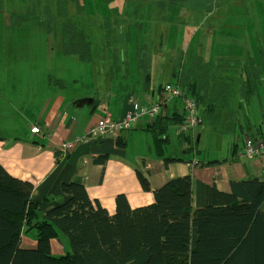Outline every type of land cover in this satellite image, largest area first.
I'll return each instance as SVG.
<instances>
[{"label":"trees","instance_id":"1","mask_svg":"<svg viewBox=\"0 0 264 264\" xmlns=\"http://www.w3.org/2000/svg\"><path fill=\"white\" fill-rule=\"evenodd\" d=\"M133 1L120 0L109 8L112 23L96 25L102 30L100 42L96 44L88 40L84 30L95 26L93 19L97 15L90 14L78 0L70 1L71 10L67 0H31L24 12L9 16V23L2 19L6 12L5 0H0V30L5 27L7 35L16 36L17 30L23 28L15 26L34 19L40 11H47L46 6H54L55 15L61 20L60 30L48 42L59 54L75 55L81 61L90 62L102 53L108 75L112 72L121 75L122 70L127 72L129 58H135V68L145 74V82L151 80V62H157L158 55L163 61L161 70L164 69L169 35L174 33L178 41L170 46L173 64L169 65L168 75L175 83L169 84L172 88L178 87L184 98L193 99L199 121L191 128L185 123L183 110L177 113L162 107L154 119L142 117L149 120L145 130L152 138L151 149L146 153L151 152L164 167L192 163L201 169L232 163L240 158L239 154L243 157L247 141L264 145V138L260 137L261 125H257L254 116L240 115L243 106L257 92L260 78H264L263 53L259 54L260 61L251 62L245 71L235 64L233 77L223 81L224 75L216 77L222 62L206 63L198 55L190 57L191 53L188 55L187 51H175L184 27L177 29L165 21L164 33L159 26L158 48L147 50L142 32L154 28L149 30L144 22L126 24L129 14L120 15L117 11L118 6L124 5L126 13ZM136 1L149 3L148 0ZM174 2L178 1L168 3L170 10L177 4ZM209 2L207 0L206 4ZM84 14L85 17L81 18L80 15ZM102 20L110 21V18L102 17ZM147 38L153 40L155 36ZM121 55L124 58L120 59ZM241 73L244 80L240 79ZM238 82L241 96L237 94ZM149 88L150 84L143 92ZM159 89L167 93L165 87L162 89L159 85ZM236 96L240 99L236 109L231 110V99ZM217 110H226L229 121L220 133H216L221 128L220 115L215 113ZM206 125L213 126L214 130L210 132L218 135L220 140L227 137L228 142L231 138L227 158L197 159L200 154L198 146L208 140H201L203 132L194 136V129ZM171 126H175L174 141L168 136ZM185 126L187 128L183 129ZM98 141L101 140L97 138L93 143ZM170 145H176L180 153L165 156ZM115 146L124 151L126 143L120 142L118 137ZM185 153L192 156L186 159ZM262 154L264 152L257 155ZM55 156L59 158L57 151ZM67 160L57 163L59 167L45 182L47 194L36 201L30 198L31 185L11 177L0 165V264H264V179L254 176L231 181L230 192H221L215 185L197 181L188 173L153 190L149 172L137 169L135 174L139 185L144 192L153 194V203L132 209L125 194H118L115 211L110 215L98 200L89 198L81 183L69 179ZM93 161L103 165L106 157L99 156ZM27 233L34 234L36 247L33 249L21 247V234ZM54 239L63 245L64 254H52L50 242Z\"/></svg>","mask_w":264,"mask_h":264},{"label":"crops","instance_id":"2","mask_svg":"<svg viewBox=\"0 0 264 264\" xmlns=\"http://www.w3.org/2000/svg\"><path fill=\"white\" fill-rule=\"evenodd\" d=\"M23 32L17 30L16 36ZM52 47H46L45 52L51 51ZM59 54L56 52L55 57ZM48 55H51L48 53ZM63 56V55H62ZM103 54L92 60L100 63L96 75L97 79H84L81 87L85 93L81 96H69L66 93L67 86L62 92L54 85L46 86L49 90L50 101H34L33 95L40 93V90L30 86L27 81L28 99L23 101L24 109L31 103L36 112V122L33 126L40 129L39 133H31L30 129L24 138L18 135L19 127L13 123L0 127V165L13 178L28 182L31 185V199L45 197V182H48L51 173L59 167L57 163H63L68 158V177L81 183L90 199H96L110 215L115 211V197L118 194H125L132 209L144 207L153 203V194L144 192L139 185L135 170L149 172V180L152 189L163 186L168 180L190 173L193 178L207 185H215L221 192H230L231 181L242 180L248 177H259L264 179V154L256 155L251 160L244 159L238 155L236 161L220 166L206 168H195L192 163H175L163 166L162 161L152 156L150 151L152 138L145 130L148 119L139 118L131 129L119 133L120 142H125V150L119 151L115 146L116 139L109 136L100 137L101 141L93 143V140H85L77 144L71 151L65 152L61 146L64 143L73 144L86 137L89 129L102 119L120 121L126 110L134 102L142 105H159L164 110L180 113L183 110L178 107V102L173 101L169 95L165 96L159 89L166 84L168 75V54L167 64L161 70L162 60L157 56V62H151L150 78L145 82V74L136 70V59L129 58L128 71L120 75V72L107 74L105 63L102 60ZM124 58L123 55L120 59ZM155 59V58H154ZM90 61V62H92ZM125 62V59L122 61ZM168 68V69H167ZM108 70V69H107ZM165 75V76H164ZM156 78V80H155ZM164 80V81H163ZM58 80L55 84L58 85ZM25 79L22 78L17 84L19 87L12 88V91H20ZM76 83V82H75ZM150 84L145 93L143 90ZM21 85V86H20ZM129 85V88H128ZM24 93H25V87ZM62 88V86L60 87ZM57 90V91H56ZM10 88L0 79V115L6 112L14 101L9 95ZM33 91V94L30 92ZM142 93V95H141ZM42 97V96H41ZM16 113L24 119L21 103ZM3 107V108H2ZM77 112H73V110ZM22 112V113H21ZM1 119V118H0ZM144 137L143 148H135L138 138ZM117 137V138H118ZM59 158L55 156V152ZM147 154V155H146ZM145 155V156H144ZM99 156H105V164L95 163L93 160ZM133 157V160L129 158ZM236 159V157L234 158ZM45 188V189H44ZM51 252L58 256L64 254L65 248L59 240L50 242ZM21 247L33 249L36 247L34 234H21Z\"/></svg>","mask_w":264,"mask_h":264},{"label":"rangeland","instance_id":"3","mask_svg":"<svg viewBox=\"0 0 264 264\" xmlns=\"http://www.w3.org/2000/svg\"><path fill=\"white\" fill-rule=\"evenodd\" d=\"M70 1L67 0L69 10L72 9ZM78 1L90 14L97 15L93 19L96 22L95 26H90L89 29L86 28L84 30L87 33L88 40L92 44H96L100 42L102 36V30L96 28V25L112 23L109 8L115 6L120 0ZM148 1L149 3H143L134 0L126 13H124V5L118 6L119 10L117 9V11L120 15L125 14L127 16L129 14L126 24L144 22L150 27L149 30L154 28L149 32L145 30L142 32L143 43L149 51L158 48L160 43L159 26L161 27V33H164V23L166 21L177 29L184 27V32L180 42L176 44L175 51H187L188 55L191 53L190 57L198 55L206 63L222 62L221 70L216 73V77L224 75L222 77L223 81L226 78L233 77L232 67L235 64H238V67L245 71V68L249 67L251 62L260 61V52L264 55V0H208L210 1L208 5L206 4L207 0H176L178 2H174L177 4L174 5L172 10L169 9L168 3L173 0ZM27 3H31V0H5L4 8L6 12L3 11L2 19L5 18L9 23V16L13 13L24 12ZM193 3L197 5L194 6L192 5ZM46 7L47 11H40L38 15H35L34 19L22 22L14 27L23 28L24 34L21 38L7 35L5 27H3L4 30H0V79L5 83L6 87L10 88L9 95L11 94V98L14 99L12 101L14 103L13 106H10L8 110L5 109L6 112L2 111L0 127L3 125L7 126V122L9 125L14 123L16 127H19L18 135L21 138L25 137L30 128L31 133H35L34 128H36V126L32 127V125L36 122L37 109L34 108L32 103L24 109L23 104V101L28 99V80L31 82L30 86L40 90V93L33 95V100L47 103L50 101L49 92L51 91L44 89L46 86L54 85L59 92H62L67 86L66 93L69 96H72L73 92L74 95L81 96L85 93L81 87V82L88 78L96 80V72L98 67H100V63H96V61H81L75 55L62 56L58 54L55 57L54 55L57 52L55 47H52L51 51L45 52L46 47L52 46L48 40L54 39V34L60 30L61 22L54 13V6ZM80 17L84 18L85 14L80 15ZM102 17L110 18V21H104ZM118 19H121V17ZM70 21L68 19V22ZM24 31L29 33V35H25ZM149 35H154L155 39H148L147 36ZM177 41L176 35L171 33L167 46L169 65L173 64L170 61L173 54L170 46ZM48 53L51 55H48ZM247 60H250V63ZM165 65H168L167 62H165ZM178 70L180 69L178 68ZM214 76L212 74V77ZM22 78L25 79L26 83L22 86L20 85L22 87L21 90L12 91V88L19 87L17 83ZM240 79H245L242 73ZM58 80L60 82L57 85L55 82ZM167 81L175 83L170 78V75H168ZM61 86L62 88H60ZM236 86L237 94L241 96L240 83L238 82ZM23 87H25L26 94H23ZM175 88L179 90L178 87ZM257 88L258 90L254 93L250 102L241 109L240 115L248 117L253 115L257 125H261L262 128L260 137L264 138V78H260ZM30 93L33 94V91ZM163 93L166 96L167 93ZM239 99V96L233 97L231 99L233 105L229 109L235 110ZM173 101H177L178 107L181 109V99L174 98ZM19 102L23 107L24 119L16 113V109L20 108V105L17 104ZM139 105L143 106L142 104ZM73 112L76 113L77 111L74 109ZM215 113L220 115L219 126L221 128L216 132L220 133L224 127L228 126L229 121L225 116L226 110H217ZM174 129L175 126H171L168 131V136L172 141L175 140ZM212 130H214L212 125L194 129V136L203 132L200 134L201 137H199L201 140H208V143L203 141L198 146L200 154L197 159L199 160H220L230 155L231 138H229L228 142H226L227 137H223L220 140L218 135L210 132ZM147 135L151 137L150 134ZM205 137H208V139H205ZM0 140H5V138L0 137ZM144 141L145 138L143 136L138 138V142H135V148H143ZM179 153L176 145L172 147L170 145L166 149L165 156L169 154L178 155ZM183 156L189 159L192 155L185 153ZM129 158L133 160L132 156H129Z\"/></svg>","mask_w":264,"mask_h":264},{"label":"built area","instance_id":"4","mask_svg":"<svg viewBox=\"0 0 264 264\" xmlns=\"http://www.w3.org/2000/svg\"><path fill=\"white\" fill-rule=\"evenodd\" d=\"M165 88L169 93L170 98H174L180 95V92L175 88H172L170 86H166ZM184 103L186 119L185 123L187 124V126L192 128L197 123V121H199L196 106L192 99L185 100ZM139 104V102L132 103L126 110L124 116L120 119V121H115L112 119H102L98 121L89 129L86 137H84L82 140H78L73 144H62L63 150L65 152L71 151L77 144L79 145L85 140H93L104 136H109L115 139L120 132L129 130L132 127L133 123L139 118L146 117L148 119H154L159 114V106L157 104L149 106H140ZM187 126L183 127V129H186ZM39 131L40 129L38 127L34 128L35 133H38ZM246 144V150L242 156L248 160H251L257 154L264 152V145L261 143L252 144L250 141H247Z\"/></svg>","mask_w":264,"mask_h":264},{"label":"clouds","instance_id":"5","mask_svg":"<svg viewBox=\"0 0 264 264\" xmlns=\"http://www.w3.org/2000/svg\"><path fill=\"white\" fill-rule=\"evenodd\" d=\"M166 86H170V84H166L164 87H166ZM164 87H162V89L164 88ZM171 87V86H170ZM176 89V88H175ZM163 91V90H162ZM179 92H180V95L179 96H177V97H174V98H177V99H181V101H182V105H183V111H184V102H185V100H191V98H184L183 96H182V93H181V91L180 90H178ZM167 96L169 95V93L167 92V94H166ZM170 97V96H169ZM173 99V98H172ZM193 100V99H192ZM149 106V105H148ZM159 109H160V107H159ZM184 114H185V111H184ZM131 129V128H130ZM127 131V130H126ZM119 135V134H118ZM118 137V136H117ZM116 137V138H117ZM115 138V139H116Z\"/></svg>","mask_w":264,"mask_h":264}]
</instances>
